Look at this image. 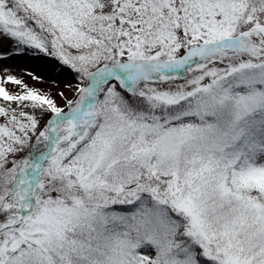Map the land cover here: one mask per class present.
Listing matches in <instances>:
<instances>
[{"label":"snow or ice","instance_id":"1","mask_svg":"<svg viewBox=\"0 0 264 264\" xmlns=\"http://www.w3.org/2000/svg\"><path fill=\"white\" fill-rule=\"evenodd\" d=\"M0 264H264V0H0Z\"/></svg>","mask_w":264,"mask_h":264}]
</instances>
